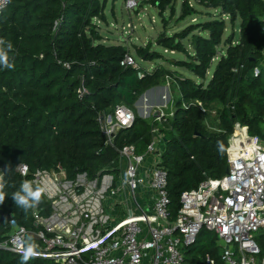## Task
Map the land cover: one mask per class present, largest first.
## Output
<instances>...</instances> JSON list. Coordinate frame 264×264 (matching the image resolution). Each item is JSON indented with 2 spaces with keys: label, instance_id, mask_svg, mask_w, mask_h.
<instances>
[{
  "label": "trees",
  "instance_id": "1",
  "mask_svg": "<svg viewBox=\"0 0 264 264\" xmlns=\"http://www.w3.org/2000/svg\"><path fill=\"white\" fill-rule=\"evenodd\" d=\"M151 2L161 10L170 4V0ZM195 2L220 13H209L213 20L192 24L160 45L186 54L190 61L176 62V67L187 69L200 80L207 78L218 59L207 85L163 67L153 73L141 67H122L129 50L106 45L94 23L105 19L104 0H11L0 18V39L13 45L8 54L15 65L14 69L0 66V176L7 194L0 204V242L9 233L2 214L34 229V208L25 212L11 198L24 180L18 172L20 165L30 168V176L38 170L59 168L69 178L81 172L95 176L117 161V153L106 144L100 117L112 114L122 104L134 111L138 97L165 78L173 81L174 90L182 96L172 120L151 125L136 118L132 128L117 135L115 146L134 145L138 154H143L153 141V130H159L163 141L160 166L169 173L174 217L183 192L227 174L229 140L236 124L247 127L251 136L264 139V0ZM182 12V19L197 13L188 1ZM225 18L232 25L241 21L236 44L234 37L225 40ZM205 33L208 35L203 36ZM189 38L194 55L182 44ZM221 47H227L225 54H219ZM137 50L139 56L149 54L148 49ZM149 57L162 58L156 53ZM257 68L260 74L255 77ZM140 70L145 74L142 79L138 78ZM80 90L85 93L81 95ZM199 103L205 109L220 108L218 131L205 127ZM39 204H46L43 196ZM202 234L212 235L207 231ZM196 245L187 253L188 264H205L208 254L219 259L217 237L190 258ZM20 262L21 256L0 250V264ZM28 264L55 263L32 259Z\"/></svg>",
  "mask_w": 264,
  "mask_h": 264
},
{
  "label": "built area",
  "instance_id": "2",
  "mask_svg": "<svg viewBox=\"0 0 264 264\" xmlns=\"http://www.w3.org/2000/svg\"><path fill=\"white\" fill-rule=\"evenodd\" d=\"M10 2L0 0V18ZM138 6L139 0H127V9ZM121 66L140 69L130 52ZM259 74V68L253 71V76ZM144 76L140 70L138 78ZM154 115L161 125L169 122L160 109ZM99 121L117 161L95 176L81 172L73 178L62 168L30 176V168L20 165L24 180L46 187V204L33 209L34 229L10 219L0 250L21 256L16 250L19 236L31 237L39 246L41 255L34 260L55 264H188V251L207 231L217 237L222 251L219 262L208 254L205 264H264V139L236 124L228 147L229 174L183 192L174 217L169 173L160 166L159 130H153L152 143L138 154L134 145L115 146L117 135L136 122L132 109L118 105Z\"/></svg>",
  "mask_w": 264,
  "mask_h": 264
},
{
  "label": "rangeland",
  "instance_id": "3",
  "mask_svg": "<svg viewBox=\"0 0 264 264\" xmlns=\"http://www.w3.org/2000/svg\"><path fill=\"white\" fill-rule=\"evenodd\" d=\"M104 1L107 4L104 14L105 19L95 20L94 23L99 27V33L104 37V43L106 45H122L126 47L136 59L138 65L146 72L153 73L157 69H160V67H163L172 72L177 71L183 77L191 78L197 83L205 82L207 85L218 63V59L212 65L211 76H209L210 74L208 72L207 78L205 80H200L195 78L187 69L176 67V62L190 61L186 54L178 51L172 53V51L166 49L160 44L168 38H173L174 36L183 33V31L192 24L207 23L208 21L213 20V17H209V13L211 15H219V10L200 6L195 0H170V4H168L165 10L158 9L155 5H152V0H139V6L135 10L127 9V0ZM186 1L190 3L191 7H193L197 13L186 19H182V9ZM225 23L227 26L225 40H227L228 37H234V43H238L240 40L241 21L238 20L232 25L231 21L228 18H225ZM202 35L207 36L208 33ZM191 39L192 38L183 40L182 44L187 49L189 55H194ZM138 48L148 49L149 54L144 57L139 56ZM226 50L227 47H221L219 54H225ZM154 53L161 55L162 58L153 59L152 57H149ZM173 86V81L165 78L164 81L161 80L160 85L151 87L142 93L134 104L136 118L146 120L153 125L155 122V110L160 109L168 116L169 120H172L171 114L175 113V111L181 106L182 102L181 93L178 89L174 90ZM155 87L165 88L168 90L166 92L169 94L165 95L166 99L164 100L163 105L156 107V109L150 107L151 109L148 116L141 118L142 111L145 110L148 104L147 93ZM201 108L205 114V127L209 131H218L217 127L219 124L220 108L217 106H209L205 109L202 104ZM262 130L264 132V126ZM214 237L215 235L213 234L210 237L202 234L201 241L196 245L195 250L190 251L188 256L191 258L199 255V251L204 246L208 245L211 238L213 239ZM262 245L264 247V240H262ZM221 251L222 248L219 247L218 252L220 253Z\"/></svg>",
  "mask_w": 264,
  "mask_h": 264
},
{
  "label": "clouds",
  "instance_id": "4",
  "mask_svg": "<svg viewBox=\"0 0 264 264\" xmlns=\"http://www.w3.org/2000/svg\"><path fill=\"white\" fill-rule=\"evenodd\" d=\"M13 48L11 42H6L0 39V66L7 69H14V63L10 62L9 51ZM258 72V70H257ZM27 169H24L26 174ZM6 182L3 177L0 176V204H3L6 198L5 192ZM46 187L44 186H33V183L29 180H23L20 183L19 189L12 193L11 198L15 205L22 208L25 212L35 208L40 202L42 195L45 193ZM17 251L21 254L20 264H28V262L41 255L38 250V245L27 237L21 239L19 236L16 238Z\"/></svg>",
  "mask_w": 264,
  "mask_h": 264
},
{
  "label": "crops",
  "instance_id": "5",
  "mask_svg": "<svg viewBox=\"0 0 264 264\" xmlns=\"http://www.w3.org/2000/svg\"><path fill=\"white\" fill-rule=\"evenodd\" d=\"M197 24V23H195ZM173 53V52H172ZM215 63V62H214ZM214 72V71H213ZM209 76H211V69L209 71ZM193 75V74H192ZM213 75V74H212ZM208 76V77H209ZM212 78V77H211ZM211 80V79H210ZM209 80V81H210ZM205 83V82H204ZM168 91L165 88H159V87H155L152 88L148 93H147V106L145 108L144 111H142V115L141 118H144L146 116H148L149 112H150V107H153L154 109H156V107H160L161 105L164 104V100L166 99L165 95H167L168 93L166 92ZM168 99H169V95H168ZM154 161V157H151L149 159V162L151 164V162Z\"/></svg>",
  "mask_w": 264,
  "mask_h": 264
},
{
  "label": "water",
  "instance_id": "6",
  "mask_svg": "<svg viewBox=\"0 0 264 264\" xmlns=\"http://www.w3.org/2000/svg\"><path fill=\"white\" fill-rule=\"evenodd\" d=\"M169 94V93H168ZM102 120V123H103V118L101 119ZM227 174H229V169L227 171ZM2 221H9L10 220V216H7L5 214H2V218H1Z\"/></svg>",
  "mask_w": 264,
  "mask_h": 264
}]
</instances>
